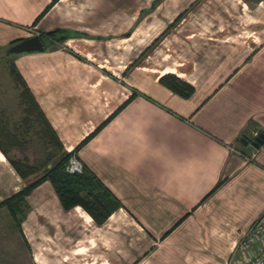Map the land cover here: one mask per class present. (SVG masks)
<instances>
[{
  "label": "crops",
  "instance_id": "crops-1",
  "mask_svg": "<svg viewBox=\"0 0 264 264\" xmlns=\"http://www.w3.org/2000/svg\"><path fill=\"white\" fill-rule=\"evenodd\" d=\"M55 30L63 42L5 54ZM0 48L63 148L79 144L122 203L98 223L45 179L20 229L0 207V264H226L264 208V142L241 141L264 130V0H0ZM9 130L0 200L25 185L9 158L30 162L9 154L29 131Z\"/></svg>",
  "mask_w": 264,
  "mask_h": 264
},
{
  "label": "trees",
  "instance_id": "trees-1",
  "mask_svg": "<svg viewBox=\"0 0 264 264\" xmlns=\"http://www.w3.org/2000/svg\"><path fill=\"white\" fill-rule=\"evenodd\" d=\"M39 35L41 37H50L59 43L65 39V36L58 30L41 33ZM15 41L17 40L12 41L10 44ZM42 41L44 43V39ZM9 72L14 82L21 88L18 95L23 113L20 121L21 126L26 131H29L30 125L34 122L37 123L39 125V129H36L37 133L44 137L47 144L51 143L55 146L57 151L55 156L57 157L51 165L44 167L40 174L38 173L39 168L26 158H9L16 172L25 180V185L0 200V207L4 206L8 210L13 219V223L20 229L21 219L28 208L26 201L27 193L38 183L48 179L53 185L63 207L69 208L75 204H79L96 222H103L111 211L122 204L121 200L84 163H81V170L68 171L66 169V163L70 156L74 154V150L79 144L70 151L63 148L57 133L50 126L47 118L39 108L31 91L26 86L13 63L9 65ZM159 81L181 97H188L194 91V87L191 84L174 74H165L159 78ZM111 117L112 115L107 117L93 131L104 126ZM4 135H11V132L7 124L0 118V148L6 154L5 147L7 146L1 142L4 140Z\"/></svg>",
  "mask_w": 264,
  "mask_h": 264
},
{
  "label": "rangeland",
  "instance_id": "rangeland-1",
  "mask_svg": "<svg viewBox=\"0 0 264 264\" xmlns=\"http://www.w3.org/2000/svg\"><path fill=\"white\" fill-rule=\"evenodd\" d=\"M5 49H1L0 51ZM18 54H10L9 57H15ZM0 58L2 59L1 53ZM0 59V118L7 124L9 129H24L21 124L22 111L18 98V88L8 72L7 60ZM29 133L21 136V143L18 146H11L9 154L13 157L27 156L30 162L35 164L39 169L38 173L48 165H51L56 159V148L51 143H46L45 139L40 138V134L35 133L39 129L37 123H32ZM258 131V130H257ZM251 135V134H249ZM234 148V147H233ZM235 149V148H234ZM254 153V152H253ZM53 154V155H51ZM251 159L253 154L248 155ZM51 157H53L51 159ZM47 162V163H46Z\"/></svg>",
  "mask_w": 264,
  "mask_h": 264
},
{
  "label": "built area",
  "instance_id": "built-area-1",
  "mask_svg": "<svg viewBox=\"0 0 264 264\" xmlns=\"http://www.w3.org/2000/svg\"><path fill=\"white\" fill-rule=\"evenodd\" d=\"M257 132H252L250 137ZM81 167L80 160L72 154L66 163V169L74 171L81 170ZM226 264H264V208L240 236Z\"/></svg>",
  "mask_w": 264,
  "mask_h": 264
},
{
  "label": "water",
  "instance_id": "water-1",
  "mask_svg": "<svg viewBox=\"0 0 264 264\" xmlns=\"http://www.w3.org/2000/svg\"><path fill=\"white\" fill-rule=\"evenodd\" d=\"M44 49L43 41L39 34L19 39L10 44L5 50V54H19L30 51H42ZM241 141L244 144H250L253 147H259L264 142V130H260L253 137L243 135Z\"/></svg>",
  "mask_w": 264,
  "mask_h": 264
},
{
  "label": "flooded vegetation",
  "instance_id": "flooded-vegetation-1",
  "mask_svg": "<svg viewBox=\"0 0 264 264\" xmlns=\"http://www.w3.org/2000/svg\"><path fill=\"white\" fill-rule=\"evenodd\" d=\"M259 131H260V130H259ZM259 131H258V132H259ZM258 132H257V133H258ZM249 137H250V136H249Z\"/></svg>",
  "mask_w": 264,
  "mask_h": 264
}]
</instances>
